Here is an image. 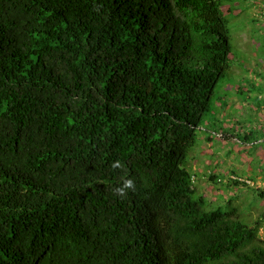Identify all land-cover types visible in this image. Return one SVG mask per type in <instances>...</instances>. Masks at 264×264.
I'll list each match as a JSON object with an SVG mask.
<instances>
[{
  "label": "trees",
  "instance_id": "1",
  "mask_svg": "<svg viewBox=\"0 0 264 264\" xmlns=\"http://www.w3.org/2000/svg\"><path fill=\"white\" fill-rule=\"evenodd\" d=\"M224 1L0 0V264H264L186 166L233 65Z\"/></svg>",
  "mask_w": 264,
  "mask_h": 264
},
{
  "label": "rangeland",
  "instance_id": "2",
  "mask_svg": "<svg viewBox=\"0 0 264 264\" xmlns=\"http://www.w3.org/2000/svg\"><path fill=\"white\" fill-rule=\"evenodd\" d=\"M223 10L230 21L233 65L216 87L214 99L221 102L206 115L186 166L194 173L196 196L203 194L224 210L234 205L243 209L241 217L252 226L258 223L264 240V199L258 195L264 188V0H228ZM242 78L261 89L248 93L250 85ZM237 80L236 88L242 86L245 94L234 95ZM249 116L247 129L256 131L250 144L241 145L234 136L224 139L223 132L235 126L234 118ZM235 178L244 183L235 185Z\"/></svg>",
  "mask_w": 264,
  "mask_h": 264
},
{
  "label": "clouds",
  "instance_id": "3",
  "mask_svg": "<svg viewBox=\"0 0 264 264\" xmlns=\"http://www.w3.org/2000/svg\"><path fill=\"white\" fill-rule=\"evenodd\" d=\"M119 166H120L119 162H116L115 164H113V167H119ZM134 187L135 185L132 179H125L122 181L121 186L115 189V193L118 196H125L127 194V191L133 190Z\"/></svg>",
  "mask_w": 264,
  "mask_h": 264
}]
</instances>
